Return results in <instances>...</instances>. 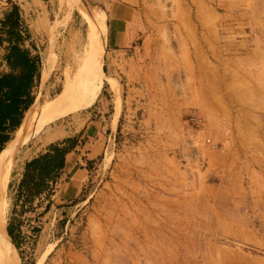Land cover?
<instances>
[{
	"label": "rangeland",
	"instance_id": "obj_1",
	"mask_svg": "<svg viewBox=\"0 0 264 264\" xmlns=\"http://www.w3.org/2000/svg\"><path fill=\"white\" fill-rule=\"evenodd\" d=\"M10 1L40 58L34 101L59 117L26 159L84 127L74 121L91 109L103 144L76 204L20 216V248L5 227L15 263L264 264V0H146L161 88L103 70V7ZM10 1L0 0V73L21 25L3 20Z\"/></svg>",
	"mask_w": 264,
	"mask_h": 264
},
{
	"label": "trees",
	"instance_id": "obj_2",
	"mask_svg": "<svg viewBox=\"0 0 264 264\" xmlns=\"http://www.w3.org/2000/svg\"><path fill=\"white\" fill-rule=\"evenodd\" d=\"M10 3L3 20L12 23L20 21L21 25L16 29L12 28L10 43L14 53L6 58L7 70L0 73V151L26 126L27 113L34 102V88L39 81L41 68L39 56L31 48L24 47L29 39V31L23 22L19 6L11 1ZM86 140V137H81V133L64 137L48 143L39 153L25 160L21 177L11 197L6 226L16 248H20L21 243L20 216L29 212L34 213L35 218H41L50 211L52 196L67 154L76 151ZM93 163L94 159L86 160L88 172ZM78 197L63 205L69 207L76 204ZM40 229V226L33 227L35 233Z\"/></svg>",
	"mask_w": 264,
	"mask_h": 264
},
{
	"label": "crops",
	"instance_id": "obj_3",
	"mask_svg": "<svg viewBox=\"0 0 264 264\" xmlns=\"http://www.w3.org/2000/svg\"><path fill=\"white\" fill-rule=\"evenodd\" d=\"M88 1L92 5L95 4L93 5L95 9L100 6L105 11L103 70L108 71L110 77L122 79L129 88H161L162 86L158 84L160 66L157 53L160 39L152 22L149 21L146 0ZM151 79L157 84L152 83ZM95 115L94 109L82 114V118H77L74 124L76 125L80 119L86 125L79 128L75 126L62 136L64 138L81 133V137H86L87 140L78 146L76 151L67 154L52 196V207L55 203L67 204L79 196L89 176L85 167L86 160L93 159L101 153L103 144L97 143L98 140L95 139L99 132L98 122L93 118ZM92 128L94 129L90 133L89 130Z\"/></svg>",
	"mask_w": 264,
	"mask_h": 264
},
{
	"label": "bare ground",
	"instance_id": "obj_4",
	"mask_svg": "<svg viewBox=\"0 0 264 264\" xmlns=\"http://www.w3.org/2000/svg\"><path fill=\"white\" fill-rule=\"evenodd\" d=\"M39 105V99L36 98L29 110L27 126L19 130L0 151V264H16L5 235L8 205L7 189L12 173L28 156L29 145L35 140L48 136L47 128L59 118L41 116Z\"/></svg>",
	"mask_w": 264,
	"mask_h": 264
}]
</instances>
